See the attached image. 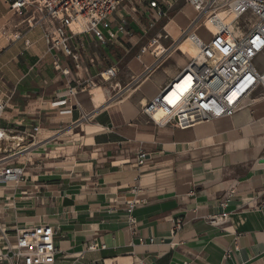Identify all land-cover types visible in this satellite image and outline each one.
Listing matches in <instances>:
<instances>
[{
  "label": "crops",
  "instance_id": "crops-1",
  "mask_svg": "<svg viewBox=\"0 0 264 264\" xmlns=\"http://www.w3.org/2000/svg\"><path fill=\"white\" fill-rule=\"evenodd\" d=\"M178 1L165 26L174 40L196 16L187 1ZM33 14L29 7L18 15L0 0V95L13 92L0 122V158L15 154L10 164L27 176L16 190L0 188L1 223L10 231L53 227L55 264H264V90L249 93L231 118L185 130L160 128L142 109L167 78L154 96L140 95L138 104L129 98L146 81L129 89V97L111 100L110 83L99 74L117 65L102 67L93 51L85 57L92 38L84 36L74 44L79 68L72 60L65 77L55 64L70 68L68 58L47 45L51 26L30 28ZM110 46L107 60L128 53L121 44L112 46L115 51ZM134 59L138 55L130 64ZM153 61L131 73L130 81ZM189 61L176 63L173 78ZM255 64L264 71V52ZM91 80L95 89L69 100V87ZM37 126L34 141L29 135ZM140 148L148 159L142 167L136 164ZM232 189L235 196L222 207ZM135 198L145 202L128 214ZM178 220L184 226L173 235ZM92 245L98 249L89 251Z\"/></svg>",
  "mask_w": 264,
  "mask_h": 264
},
{
  "label": "built area",
  "instance_id": "built-area-1",
  "mask_svg": "<svg viewBox=\"0 0 264 264\" xmlns=\"http://www.w3.org/2000/svg\"><path fill=\"white\" fill-rule=\"evenodd\" d=\"M18 15H24L29 7L34 14L29 19L30 28L48 24L51 31L44 39L52 50H59L63 56L71 58L79 68V57L75 53V42H81L84 36H90L103 46L119 44L121 37L132 39L133 32L129 28V19L135 20L126 10L137 14L135 6L141 5L153 14L149 21V29L157 22L170 19L176 0H4ZM196 13L189 26L181 32L178 40L168 47L161 41L169 34L161 33L152 38L147 45L140 48L138 59L150 55L154 59L152 65L131 77L130 83L124 87L112 83L120 75L117 66L109 67L99 74L101 82L110 83L111 100L124 93V90L137 88L147 81L156 70L169 61L181 45L189 37L194 36V45L199 51L197 57H190L189 63L172 78L146 105L142 114L155 126L163 128L171 126L177 129H188L202 123L231 118L239 110L243 99L252 91L264 90V71H258L256 59L264 52V0H187ZM124 12L125 17L119 13ZM224 15V16H222ZM115 22H111L112 17ZM247 20V21H245ZM204 30L205 36L198 32ZM163 52L157 54L159 49ZM56 70L65 77L71 75L70 68H62L59 62ZM97 81H86L75 87H69V100L75 99L87 88L93 90ZM120 92H116V90ZM12 93L0 95V122L10 105ZM64 101V104L67 103ZM40 127H34L29 137L36 140ZM5 131L0 128V141ZM15 154L0 158V188L18 189L26 180L24 168L10 164ZM147 154L140 148L136 155L139 167L147 163ZM138 192V188L134 189ZM234 189L229 191L222 207H227L235 196ZM145 202L137 200L128 204L127 212ZM225 215L212 219L216 223ZM130 219L129 225L133 226ZM183 222L176 221L173 235L183 229ZM135 234V231H133ZM56 231L49 225L7 229L0 220V264H55L59 252L56 246ZM97 245L88 247L89 251L97 250ZM233 250L226 252L230 258Z\"/></svg>",
  "mask_w": 264,
  "mask_h": 264
},
{
  "label": "rangeland",
  "instance_id": "rangeland-1",
  "mask_svg": "<svg viewBox=\"0 0 264 264\" xmlns=\"http://www.w3.org/2000/svg\"><path fill=\"white\" fill-rule=\"evenodd\" d=\"M187 0H179L178 2L180 3H186ZM135 9L137 10V14H132V11L127 9L126 13L129 14L135 18V20L133 19H129L130 21V26L129 28L131 29V31L134 34V37L132 39H129L127 37H121L119 44L123 45L128 53H126L124 50V54H122V56H120L119 58H116L115 56L113 57L114 60L110 61L107 60L109 59L107 57L106 54V49L108 47H104L103 45H101L100 43H98L95 39H88V43L86 44L85 42V57L87 53H90V51H93L95 53H97V55L100 56V60L102 61V67H108L110 65H117V67L120 69V76L116 79L117 82H120L123 86L122 89H124V87H126L127 83L130 81V74L134 73L135 71L140 72L143 69V64H149L151 63L154 59L152 58V56L145 55L143 56L142 61L138 60V59H134V61L130 64V61L136 57L139 54V50L142 46L147 45L149 43V41L154 38L157 34H162L163 36H166V34H168L169 32H167V30L165 29V26L167 25V23L169 21H159L157 22V25L153 28V29H149V21L154 20L153 14L152 13H145V9L146 6H141V5H137L135 6ZM125 13H119L120 17H125ZM172 16V14H171ZM111 22H115L116 21V17H112L110 19ZM247 21V20H245ZM199 35L205 36L207 38V34L204 30H200L198 32ZM177 36H174V38H176ZM174 41V39H172L170 36L167 39H163L161 41V43L163 44V46L166 48L168 47L170 44H172ZM117 45V44H116ZM81 51V50H80ZM119 52V51H117ZM88 55V54H87ZM90 56V55H89ZM84 55H81V58H83ZM106 57V60H105ZM183 58H189L187 53L184 52L183 48L181 47V50H178L176 54H174L172 56V58L167 61L163 66H161L158 70H156L154 72V74H152L150 76V78L145 82V84L142 86V88L140 89V94L139 92H137L136 94L132 95L129 99L130 101H132V103L138 104L139 99L141 98L140 95L142 96H147V97H152L154 96L158 90V85L159 83L166 79L165 84H167L171 78H173V75H171L170 71L173 70L176 66V63L178 64L179 62H181V60ZM68 62H69V67L72 70V68L74 67V63L72 62L71 58H68ZM130 64V65H129ZM99 71V69H98ZM103 84V83H101ZM126 85V86H125ZM164 85V84H163ZM104 86V85H103ZM131 89H135L134 87H130ZM131 93H134V90L128 92V90L124 93H122L120 96L116 97V99L114 101H120L124 98H126L127 96L129 97L131 95ZM117 93H112L111 96L113 98V96H115ZM141 106H139V113H140V108Z\"/></svg>",
  "mask_w": 264,
  "mask_h": 264
},
{
  "label": "bare ground",
  "instance_id": "bare-ground-1",
  "mask_svg": "<svg viewBox=\"0 0 264 264\" xmlns=\"http://www.w3.org/2000/svg\"><path fill=\"white\" fill-rule=\"evenodd\" d=\"M222 16H224V15H222ZM193 39H194V36H191V37H189L186 41H184V42H183V48L185 49L186 52L189 53L190 56H192V57H197V56L199 55V51H198V49L195 47ZM177 40H178V39H177ZM181 47H182V45H181ZM162 49H163V48L159 49V50L157 51V54H160L161 52H163ZM184 49H183V50H184ZM185 51H184V52H185ZM5 148H6V147H5Z\"/></svg>",
  "mask_w": 264,
  "mask_h": 264
},
{
  "label": "trees",
  "instance_id": "trees-1",
  "mask_svg": "<svg viewBox=\"0 0 264 264\" xmlns=\"http://www.w3.org/2000/svg\"><path fill=\"white\" fill-rule=\"evenodd\" d=\"M110 49H111V50H114V51L116 50V48H114V47H112V46H110Z\"/></svg>",
  "mask_w": 264,
  "mask_h": 264
}]
</instances>
